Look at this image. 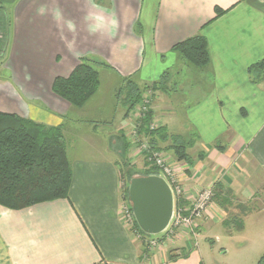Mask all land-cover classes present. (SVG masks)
I'll return each instance as SVG.
<instances>
[{
  "label": "crops",
  "instance_id": "obj_1",
  "mask_svg": "<svg viewBox=\"0 0 264 264\" xmlns=\"http://www.w3.org/2000/svg\"><path fill=\"white\" fill-rule=\"evenodd\" d=\"M0 8L11 20L0 113L60 127L73 170L69 199L0 206V264H215L217 245L226 264H264V83L249 74L264 60V0H0ZM198 35L210 53L202 68L173 50ZM82 60L99 61L115 75L119 103L126 80L145 88L166 75V91L153 93V120L195 142L191 163L166 151L184 188L181 201L190 206L214 184L225 192L197 221L196 239L183 227L147 254L127 228L119 160L139 118L127 106L114 127L93 108L108 78L103 72L82 108L53 92L55 79ZM74 130L83 133L73 138ZM137 151L131 145L128 157L138 159ZM235 201L261 205L236 210ZM203 232L211 251L197 243Z\"/></svg>",
  "mask_w": 264,
  "mask_h": 264
},
{
  "label": "trees",
  "instance_id": "obj_2",
  "mask_svg": "<svg viewBox=\"0 0 264 264\" xmlns=\"http://www.w3.org/2000/svg\"><path fill=\"white\" fill-rule=\"evenodd\" d=\"M0 13L3 17L0 32L5 33V41L0 44L1 62L8 49L11 20L4 9L0 8ZM217 14L220 15L221 12L217 10ZM173 50L190 66L202 68L210 63L208 41L202 35L177 44ZM92 64L94 65L95 62L82 60L68 77L56 78L52 86L53 92L75 108L85 106L100 87V74ZM262 68H264V60L251 66L250 76ZM262 76L264 77V72ZM164 79L166 80V75H163L159 82L145 88H140L136 83L126 80L130 97L127 105L128 113L143 104L148 88L152 89L153 93L166 91L163 87ZM252 81L260 82L253 79ZM153 119L150 105L148 111L136 124L142 142H147L151 150L171 151L178 161L191 163L188 148L193 145L192 142L169 134L166 127L151 130ZM129 148L130 144L127 142L124 152L127 166ZM158 175L161 173L155 167L147 173V176ZM131 177V175L128 177V181H131L133 178ZM72 179L73 170L60 127L49 128L15 114L0 113V206L20 210L45 202L69 199ZM125 186L124 198L125 202L129 203L128 187ZM135 229L147 239V235L139 229L137 223ZM141 243L144 246L143 240Z\"/></svg>",
  "mask_w": 264,
  "mask_h": 264
},
{
  "label": "rangeland",
  "instance_id": "obj_3",
  "mask_svg": "<svg viewBox=\"0 0 264 264\" xmlns=\"http://www.w3.org/2000/svg\"><path fill=\"white\" fill-rule=\"evenodd\" d=\"M2 18H3L2 17V14H0V23L3 20ZM4 41H5V33L2 31V32H0V44H3ZM93 62H95V64L94 65L92 64V66L99 73L104 71L102 67L106 66L105 64H103V63H101L99 61H93ZM263 72H264V68H262L261 70H259V72H253L251 78L253 80H259L260 82H263L264 83V77L262 76V73ZM105 74L108 77L106 79L104 78L105 77L104 76ZM102 77H103V83H102V89L100 91V95H98V97L96 98V100L94 101V103H93L92 106H94L93 108L96 109V111H98L100 113L101 112L103 113V115H102L104 117L103 119H106L110 123L108 125H113L115 127V126H117L119 124L120 119H121V116H123L124 110H127V105L130 102V97H129V94H128L129 88L126 87V85H124V87L121 88V92L119 94L121 101L119 103V101H117L115 99V86H116L115 85V75L113 73H109L108 74L107 72H103ZM165 89H167V88H165ZM144 96H147L151 100V106H152L153 103H154V97H153V91H152V89L148 88V90H146ZM140 106L136 107L135 110H133L131 112L133 115L136 114L137 115V119L139 118V120L143 117V116L141 117L140 114H137L138 113V110L140 109ZM184 111H185V109L184 110H181L180 113H178V117L182 121L185 120L184 119V116H183ZM153 123H154V125L156 124L154 121H153ZM136 124H137V122H136ZM136 124L134 125V129H133L134 131L132 130L131 132H128L129 133L128 134L129 138L126 139L127 140L126 143L129 142L130 146L132 145V147H137V150H138L137 151V154L139 155L138 156L139 158L138 159H132L131 160L130 157H127L128 158V162L127 163L129 164L128 166H127L126 161H125L124 158H122V159L119 160L120 161V165H121V178H122V181L125 182V185H127V187L129 186V183H130V180L128 181V177H130V175L133 178H136V177H146L147 176V173L149 172L150 169L152 170L153 167L157 168L155 166V164H154L153 158H151L154 152L155 153L158 152V153L162 154V156L165 159L167 158L168 153H169V152H166V151H164V152L160 151L159 152V151L151 150L150 147L148 146L147 142H145V141L142 142V137L138 133V130L136 129ZM155 126H156L155 128L162 127V126H159V125H155ZM82 133L83 132H79V131L74 130L73 131V134H72L73 135V138L80 137L82 135ZM133 137H134V139H133ZM80 141H83V140H80ZM190 141L191 142H194V139H190ZM194 144H195V142H194ZM141 145H143V146L144 145H147L148 146L147 147L148 149H145ZM75 149H74V147H71L70 148V155H71V157H73V155L76 154V150ZM167 163L169 164L168 160H167ZM157 169L159 170V168H157ZM172 170H173V168H172ZM158 176L163 177L162 175H158ZM176 176H177V173H176ZM177 178H178V176H177ZM178 180H179V178L177 179V181ZM178 183L181 186L180 180H179ZM205 190L211 191V199H210L211 201L210 202H206V204H203L202 207H199L198 208V206L195 207V206H191V205L187 207L186 205L183 204L182 201L179 202V203L177 202V204H176V202H174V210L176 212L179 211L180 214L182 215V217H188L190 215H194L193 216V218H194L197 215V211H200L201 216L199 218L195 219L194 222H193L194 225H192V227L194 228V234H191V236L193 238H195V239L198 236L197 228H196L197 221L201 220L204 217L206 211L212 205L214 199L216 198V196H218V194H225V192L223 191V189H221L218 184H214L210 188H205V189H202L201 191H199L198 194H197V196L200 195L201 192H203ZM258 194L259 195L262 194L260 190H259V193ZM231 205L236 210H242L244 207H246V208H252V209L254 208L255 209V208H257L261 204L252 203V204H249V205L245 206L246 204L243 205L242 202L235 201L234 203H231ZM190 217H192V216H190ZM181 227H182V225L180 224V225H177L174 228V232H175L174 234L175 235H176V233L178 234V231L180 230ZM162 235L163 234L156 235V236H147V237H148V239H154V238L157 239V238H161ZM205 235H206L205 232H203L202 237L198 238L197 243L200 246L201 251H203L204 248H207L209 251H211V248L213 246L210 244L209 240H207L208 238H206ZM143 248L145 249L144 252L147 253V254H149L150 252L158 251L160 249V248H155V247L150 246L148 244V241H144ZM219 248H220V245H217L216 248H215V250H217V251L212 255V261L215 264H226V260H227L228 257H224V256L220 255L219 254L220 253V249ZM230 258H231V256H229V260H230Z\"/></svg>",
  "mask_w": 264,
  "mask_h": 264
},
{
  "label": "water",
  "instance_id": "obj_4",
  "mask_svg": "<svg viewBox=\"0 0 264 264\" xmlns=\"http://www.w3.org/2000/svg\"><path fill=\"white\" fill-rule=\"evenodd\" d=\"M128 195L139 229L147 236L164 233L174 215V197L166 180L161 176L132 178Z\"/></svg>",
  "mask_w": 264,
  "mask_h": 264
},
{
  "label": "built area",
  "instance_id": "obj_5",
  "mask_svg": "<svg viewBox=\"0 0 264 264\" xmlns=\"http://www.w3.org/2000/svg\"><path fill=\"white\" fill-rule=\"evenodd\" d=\"M150 105H151V101L148 97H146L143 104L140 106V109L138 110L137 114H140L141 117L144 116V114L148 111ZM155 125L153 123L150 126V129L155 130L156 129ZM133 139H134V137H133ZM141 146L144 147L145 149H148L147 145H144V146L141 145ZM151 158H153L155 166L157 168H159L161 175L165 178L166 182L171 187L173 197H174V202H176V204H177V202L178 203L181 202V200L184 197V189H183L182 185L181 186L179 185V183H178L179 180L177 181L178 178L176 176V173L172 170L171 166L167 163V159H165L162 156V154H160L158 152L157 153L154 152ZM210 199H211V191L205 190V191L201 192V194L196 197V199L191 204V206H195V207L198 206V208L202 207V205L206 204V202H210L211 201ZM122 213H123V220L125 221L127 228L133 232L136 239L139 241H142V240L148 241V244L152 247H155V248H161L162 246L166 245L170 240H172V238H174V236H175L174 228L177 225L181 224L182 225L181 228H183V227L189 228L190 227L191 234H194V228L192 227V225H194L193 222L195 219H197L201 216L200 211H197V215L194 218H193L194 215H190L192 217H190V216L182 217V215L180 214L179 211L176 212L174 210V215H173L172 221H171L170 225L168 226V228L165 230V232L162 233L163 234L162 237L157 238V239H155V238L154 239H148V237H147V239H145L144 236L139 231H137L135 229L136 221H135V218H134V215L132 212V206L130 205V203L123 204Z\"/></svg>",
  "mask_w": 264,
  "mask_h": 264
}]
</instances>
